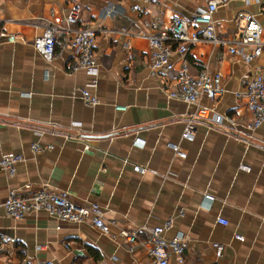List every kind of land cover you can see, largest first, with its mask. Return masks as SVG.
<instances>
[{
	"label": "crops",
	"instance_id": "crops-1",
	"mask_svg": "<svg viewBox=\"0 0 264 264\" xmlns=\"http://www.w3.org/2000/svg\"><path fill=\"white\" fill-rule=\"evenodd\" d=\"M71 5L80 9L72 28L105 30L93 44L94 87L84 70L68 71L70 50L56 45L55 57L45 62L31 45L45 22L63 25ZM202 5L203 0H0V30L15 35L13 42L0 38V157H24L13 175L0 169V236L16 240L0 252V264H149L144 247L129 251L121 238L88 222L58 221L46 212L6 216L2 203L9 190L27 195L42 186L67 191L78 204H99L112 233L171 218L164 237L176 230L186 235L184 264H264V123L248 129L245 97L236 96L243 92V75L264 64V52L246 63L207 43L189 49L190 73L219 71L224 88L214 100L199 99L210 113L193 118L191 140L181 133L195 105L169 98L165 88H173L174 79L149 66L144 35L168 28L172 16L188 19ZM238 11L261 24L264 42V0H227L213 15L218 30L229 35ZM172 60L177 66L179 56ZM85 86L97 105L82 103L79 89ZM114 104L127 109L116 111ZM213 114L220 123L211 120ZM134 138L141 144H133ZM32 143L51 147L33 153ZM137 235L145 237L142 231ZM214 244L222 246L218 257ZM169 264H177L172 254Z\"/></svg>",
	"mask_w": 264,
	"mask_h": 264
},
{
	"label": "built area",
	"instance_id": "built-area-1",
	"mask_svg": "<svg viewBox=\"0 0 264 264\" xmlns=\"http://www.w3.org/2000/svg\"><path fill=\"white\" fill-rule=\"evenodd\" d=\"M149 2L150 0H145ZM227 0H203V5L198 7L188 19L179 16H172L168 28H161L144 35L147 40L149 52V66L153 71H160L170 74L174 79V87H166L165 92L171 99L186 104L195 105L193 117L184 123L181 137L191 140L194 134L193 118L206 119L210 108L200 105L199 99L206 97L209 100L222 95L224 88L221 84L222 76L219 71L208 72L205 69L192 74L189 71L185 58L189 49L197 43H207L213 47H223L230 55L239 56L248 63L264 52V42L261 41V24L251 14L238 11L231 19L229 35L220 32L215 25L213 15L220 5ZM132 10H138L137 5L131 6ZM80 16V9L71 5L64 16V24L56 25L45 22L41 35L35 37L31 45L45 62H50L55 57L56 45L60 49H68L72 52L73 60L69 64L68 71L84 70L93 79L88 86L96 85L97 60L93 51V44L97 33L105 30L92 26L72 28ZM149 26L148 22L144 23ZM124 32V30H120ZM0 38L7 42H13L15 35L0 30ZM179 56L178 65L175 66L172 55ZM243 92L236 93V96L245 97L246 109L250 114V120L246 124L248 129H254L264 123V64L259 68L243 75ZM88 86L79 89L81 101L86 106H95L99 103L96 95L92 94ZM116 111H124L127 106L114 104ZM211 120L220 123L221 117L213 114ZM52 129L54 124H50ZM65 138L71 136L65 134ZM133 144L139 143L134 138ZM50 145L41 146L32 143L30 150L33 153L50 149ZM176 155L182 156L180 147L170 144ZM88 149L87 146L84 147ZM24 157L20 153H7L0 157V169L8 175H13L15 166L21 163ZM134 171L143 172L144 168L133 165ZM25 188L28 185L24 186ZM212 200L211 196H205ZM6 216L13 219H20L30 213L46 212L58 221L70 223L88 222L100 232L109 235L111 238L119 237L127 245L129 251L136 246L144 247L148 256L149 264H169L170 255L175 256L177 264H184V252L188 246L186 235L176 230L169 238L164 237V232L172 227V220L168 218L162 225L148 227L145 224L136 230L119 228L116 233L109 230V223L105 221L103 209L95 202L78 204L69 198L67 191H54L42 186L38 190L22 195L15 190H9L2 203ZM183 214V209L178 210V215ZM58 228V226H56ZM145 233L144 238H139L137 233ZM234 238L241 240L238 234ZM12 236H0V252L5 246L14 244ZM215 255L218 257L222 246L214 244ZM36 250L40 246H35ZM28 264V263H25Z\"/></svg>",
	"mask_w": 264,
	"mask_h": 264
}]
</instances>
